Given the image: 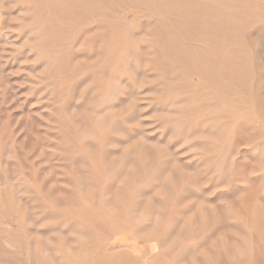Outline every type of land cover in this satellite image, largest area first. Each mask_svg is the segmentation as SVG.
Returning a JSON list of instances; mask_svg holds the SVG:
<instances>
[{"label":"rangeland","instance_id":"374dc122","mask_svg":"<svg viewBox=\"0 0 264 264\" xmlns=\"http://www.w3.org/2000/svg\"><path fill=\"white\" fill-rule=\"evenodd\" d=\"M158 1L33 0L46 26L38 46L26 40L33 14L19 11L31 1L0 0V264H264V0ZM93 9L111 19L91 22ZM167 21L179 36L193 35L195 22L243 34L241 46L186 43L246 56L248 93L212 92L215 71H175L160 51ZM41 45L54 54L37 56ZM113 67L123 70L118 80ZM172 97L195 100L213 118L177 128L194 105L179 118ZM219 100L231 109L217 111Z\"/></svg>","mask_w":264,"mask_h":264},{"label":"bare ground","instance_id":"6f19581e","mask_svg":"<svg viewBox=\"0 0 264 264\" xmlns=\"http://www.w3.org/2000/svg\"><path fill=\"white\" fill-rule=\"evenodd\" d=\"M31 1V5H29L26 9H20L19 11H22V12H24L25 10H26V13H28V14H33V15H31V19H29V21H31V22H33V27H32V29H31V33H32V35H34V37H29V35H27V34H25V35H27L26 36V40H30L31 39V41H33L35 44H37L38 46L41 44V42L43 41V40H45L47 37H46V35H45V33H44V31H45V29H46V26H45V24H44V22L43 21H37V13H38V11H40V8L38 7V5H37V3L36 2H33V0H30ZM46 1V0H45ZM100 1V0H99ZM158 1V0H157ZM187 1H189V0H187ZM254 1V0H253ZM257 1V0H256ZM255 1V2H256ZM40 2V1H39ZM43 2V1H42ZM112 2V1H111ZM124 2V1H123ZM137 2V1H136ZM153 2V1H152ZM155 2V1H154ZM221 2V1H220ZM226 2H228V1H226ZM234 2V1H233ZM243 2V1H242ZM115 3V2H114ZM139 3V2H138ZM137 3V4H138ZM190 3V2H189ZM189 3H188V5H189ZM225 3V2H224ZM252 3V2H251ZM9 4H10V2H9ZM96 4V3H95ZM127 4V3H126ZM158 4H159V1H158ZM223 4V3H222ZM226 4V3H225ZM250 4V3H249ZM257 4V3H256ZM40 5H42V4H40ZM99 5V4H98ZM102 5V4H101ZM101 5H99V6H101ZM142 5V4H141ZM153 5H154V3H153ZM252 5H253V3H252ZM44 6H45V4H44ZM62 6V5H61ZM106 6V5H105ZM155 6V5H154ZM236 6V5H235ZM240 6V5H239ZM246 6V5H245ZM245 6H244V8H245ZM255 6V5H254ZM42 7H43V5H42ZM46 7V6H45ZM80 7V6H79ZM87 7H88V5H87ZM112 7V6H111ZM117 7V5L115 6V8ZM119 7V6H118ZM139 7H140V5H139ZM152 7V6H151ZM158 7H160V5L158 6ZM192 7V6H191ZM243 7V6H242ZM249 7V6H248ZM48 8V7H47ZM144 8V7H143ZM148 8V7H147ZM241 8V7H240ZM243 8V9H244ZM61 9V8H60ZM84 9V8H83ZM153 9V8H152ZM159 9V8H158ZM193 9V8H192ZM252 9V8H251ZM254 9V8H253ZM46 10V9H45ZM86 10V9H85ZM84 10V11H85ZM106 10V9H105ZM119 10H121V9H119ZM124 10V9H123ZM140 10H142V9H140ZM146 10V9H145ZM157 10V9H156ZM18 11V10H17ZM18 11V12H19ZM58 11V10H57ZM62 11V10H61ZM122 11V10H121ZM137 11V10H136ZM143 11V10H142ZM163 11L165 12L166 10L165 9H163ZM162 11V12H163ZM43 12H44V10H43ZM46 13H49V14H53L50 10H48V11H45ZM78 12V11H77ZM106 12H107V10H106ZM106 12H104V11H96L95 9H93V11H92V13H91V15H90V21L91 22H93V23H99V24H102L103 22H105L106 20H110L111 19V16H109ZM114 12V11H113ZM125 12V11H124ZM8 13V12H7ZM16 13V12H15ZM56 13V12H55ZM142 13V12H141ZM158 13V12H157ZM5 14H6V12H5ZM80 14V13H79ZM123 14V13H122ZM156 14V13H155ZM168 14V13H167ZM14 15H16V14H14ZM42 15V14H41ZM134 15V14H133ZM147 15V14H146ZM163 15V14H162ZM174 15V14H173ZM55 16H57V15H55ZM82 16V15H81ZM115 16V15H114ZM120 16V15H119ZM77 17V16H76ZM80 17V16H79ZM83 17V16H82ZM126 17V16H125ZM130 17V16H129ZM166 17H169V16H166ZM22 18V17H21ZM59 18V17H58ZM75 18V17H74ZM114 18V17H113ZM112 18V19H113ZM127 18V17H126ZM151 18V17H150ZM170 18V17H169ZM180 18V17H179ZM52 19V18H51ZM78 19V18H77ZM130 19V18H129ZM137 19H138V17H137ZM185 19V18H184ZM183 19V21L186 23V25H188V23L187 22H189L188 20H184ZM189 19H191V18H189ZM196 19V18H195ZM20 19H18V21H19ZM140 20V19H139ZM170 20V19H169ZM181 20V19H180ZM179 20V21H180ZM60 20H58V22H59ZM65 21V20H64ZM69 21V20H68ZM79 22H80V20H78ZM131 21H132V19H131ZM146 21V20H145ZM201 21V20H200ZM24 22V21H23ZM65 22H67V21H65ZM86 22V21H85ZM108 22V21H107ZM126 22V21H125ZM137 22H139V21H137ZM153 22H155V21H153ZM194 22V21H193ZM197 22H198V20H197ZM197 22H195L194 24H193V26H192V28H193V31H194V34L193 35H190V34H187V32L185 33V31H184V33H182L183 35L182 36H179L178 34H176L175 32H173L172 31V26H175V22L173 21V22H170V24L168 23V21H167V25H165L164 27H162L161 28V40H162V44H163V46H162V48H161V52H162V55L164 56V58L166 59V60H173L176 64H177V67H175L174 69H175V71H178V70H180V69H183V70H186L187 72H188V70H192V71H198V72H207V71H210V72H213V71H215L216 73H210L211 75H212V78H214V79H216L217 80V82L216 83H214V84H211L210 86H213V90H212V92L214 91V93H220V94H233V95H235V94H243V93H248L247 91H246V89H247V87H248V82H243V80L244 79H246V80H248L249 79V76H250V68H249V65H248V58L246 57V56H244L242 53H239V52H237L236 50H230V52H228V53H233V56L232 57H230L229 55H227L228 53H225L224 51H222L221 49L220 50H218V52L217 51H209V55H206V54H204L203 52H204V50L203 51H199V50H189L187 47H188V45H190V44H188V43H186V41H191V42H196V44H198V43H203V39L202 38H205L204 39V41L206 40L207 42H209V41H211L210 43H212V45L214 46V45H218V44H222L224 47H226V46H241V45H243L242 44V42H243V40L244 39H246V37L243 35V34H241L240 32H236V30H233V29H227V28H215V29H208V28H206V32H203V31H201L198 27H201L202 25H201V23H197ZM9 23V22H8ZM71 23H73V21L71 22ZM70 23V24H71ZM75 23V22H74ZM150 23H151V21H150ZM189 23H191V22H189ZM6 24H7V22H6ZM50 25H51V23H49ZM62 24V23H61ZM89 24V23H88ZM110 24V23H109ZM132 24H133V22H132ZM184 24V23H183ZM1 25V24H0ZM18 25V24H17ZM16 25V26H17ZM58 25V24H57ZM64 25V24H63ZM65 25H66V23H65ZM64 25V26H65ZM146 25H147V22H146ZM158 25V24H157ZM163 25V24H162ZM180 25V27H182L181 26V24H179ZM204 25V24H203ZM11 26V25H10ZM15 26V27H16ZM19 26V25H18ZM56 26V25H55ZM59 26V25H58ZM81 26V25H80ZM148 26V25H147ZM6 27H7V25H6ZM5 27V28H6ZM12 27H14V26H12ZM62 27V26H61ZM60 27V28H61ZM71 28H72V26H70ZM101 27V26H100ZM103 27H105V25L103 26ZM110 27V26H109ZM145 27V26H144ZM183 27H184V25H183ZM203 27H205V26H203ZM210 27V26H209ZM57 28V27H56ZM59 28V27H58ZM57 28V29H58ZM75 28H77V27H75ZM112 28V27H111ZM132 28H133V26H132ZM9 29V28H8ZM53 29V28H52ZM57 29H55V30H57ZM70 29V28H69ZM68 29V30H69ZM104 29V28H103ZM102 29V30H103ZM116 29V28H115ZM183 28H181V30H182ZM2 30V29H1ZM66 31H68L67 29H65ZM158 30H159V28H158ZM173 30H175V29H173ZM184 30V29H183ZM240 30V29H239ZM261 30V29H260ZM106 31V30H105ZM119 31V30H118ZM120 31H122V30H120ZM180 31V30H179ZM187 31V30H186ZM238 31V30H237ZM53 32H55V31H53ZM60 32V31H59ZM93 32V31H92ZM91 32V33H92ZM160 32V31H159ZM255 32H257V30L255 31ZM260 32V31H259ZM67 33V32H66ZM70 33V32H69ZM91 33H89V34H91ZM116 33H118V32H116ZM156 33H158V31H156ZM180 33V32H179ZM189 33V32H188ZM56 34V33H55ZM71 34V33H70ZM74 34V33H73ZM112 34V33H111ZM119 35H121L120 33H118ZM123 34H125V33H123ZM122 34V35H123ZM142 34V33H141ZM199 34V35H198ZM203 34H205V35H203ZM207 34H208V36H207ZM5 35V34H4ZM57 35V34H56ZM63 35H64V32H63ZM63 35H61V36H63ZM102 35H104V34H102ZM106 35V34H105ZM104 35V36H105ZM117 35V34H116ZM121 35V36H122ZM14 36V35H13ZM16 36V35H15ZM58 36H59V34H58ZM60 36V37H61ZM66 36V35H65ZM68 36V35H67ZM136 36V35H135ZM159 36V35H158ZM212 36H213V39H212ZM215 36V37H214ZM70 37V36H69ZM137 37H138V35H137ZM254 37V36H253ZM11 38H13V37H11ZM15 38V37H14ZM51 38V37H50ZM54 38V36H52V38L50 39V40H52ZM58 37L56 36V39H57ZM65 38V37H64ZM70 38H72V37H70ZM70 38H69V41H70ZM111 38V37H110ZM130 38V37H129ZM10 39V38H9ZM8 39V40H9ZM107 39V38H106ZM109 39V38H108ZM256 39V38H255ZM55 40V39H54ZM61 40H62V37H61ZM209 40V41H208ZM263 40H264V38H263ZM262 40V41H263ZM63 41V40H62ZM69 41H67V42H69ZM108 41V40H107ZM120 41V40H119ZM125 41V40H124ZM259 41H260V39H259ZM17 42H19V41H17ZM55 42V41H54ZM58 42H59V40H58ZM57 42V43H58ZM61 42V41H60ZM83 42H86V41H83ZM135 42V41H134ZM136 42H137V39H136ZM8 43H10V42H8ZM11 43H12V41H11ZM14 43H16V42H14ZM20 43V42H19ZM50 43V42H49ZM52 43V42H51ZM110 43V42H109ZM140 43V42H139ZM209 43V44H210ZM263 43H264V41H263ZM1 44H2V41H1ZM16 44H18V43H16ZM23 44V43H22ZM44 44V43H43ZM55 44V43H54ZM62 44V43H61ZM84 44V43H83ZM125 44H126V41H125ZM141 44V43H140ZM3 45V44H2ZM63 45V44H62ZM115 45V44H114ZM142 45V44H141ZM211 44H210V46H212ZM5 46V45H4ZM66 46V45H65ZM76 46H78V45H76ZM100 46H101V44H100ZM99 46V47H100ZM103 46H105V45H103ZM120 46V45H119ZM140 46V45H139ZM138 46V47H139ZM198 46V45H197ZM37 47V46H36ZM51 47H53L52 45H51ZM62 47V46H61ZM116 47V46H115ZM129 47V46H128ZM146 47V46H145ZM208 47V46H207ZM50 48V47H49ZM56 48V47H55ZM140 48V47H139ZM211 48V47H210ZM30 49V48H29ZM69 49V48H68ZM107 49V48H106ZM110 49V48H109ZM109 49H107V50H109ZM128 49V48H127ZM135 49H137L136 47H135ZM141 49V48H140ZM139 49V50H140ZM196 49H197V47H196ZM132 50V49H131ZM13 51V50H12ZM34 51H36V54H37V56H39V57H42V56H44L45 54H54V49L53 48H51L50 50H48V49H45L44 47H42V45L40 46V47H38L37 49H34ZM141 51V50H140ZM143 51V50H142ZM146 51V50H145ZM55 52H56V50H55ZM107 52V51H106ZM65 53V52H64ZM98 53H99V51H98ZM111 53H113V52H111ZM115 53H117V52H115ZM144 53V52H143ZM146 53V52H145ZM119 54V53H118ZM122 54V53H121ZM57 55V54H56ZM100 55V54H99ZM128 55V54H127ZM135 55V54H134ZM133 55V56H134ZM1 56V55H0ZM10 56V55H9ZM113 56V55H112ZM116 56V55H115ZM53 57H55V56H53ZM105 57H107V56H105ZM3 58V57H2ZM118 58V57H117ZM120 58H122V60H126V61H128L127 59H128V57L127 56H125V54H123ZM23 59V58H22ZM32 59V58H31ZM63 59H64V57H63ZM62 59V60H63ZM14 60V59H13ZM88 60V59H87ZM91 60V59H90ZM119 60V59H118ZM250 60V59H249ZM34 61V60H33ZM55 61V60H54ZM104 61V60H103ZM102 61V62H103ZM20 62H21V60H20ZM19 62V63H20ZM60 62V61H59ZM110 62V61H109ZM129 62V61H128ZM255 61H253L252 63H254ZM61 63V62H60ZM116 63H118V62H116ZM55 64V63H54ZM69 64V63H68ZM143 64H144V62H143ZM108 65V64H107ZM119 65V64H118ZM253 65V64H252ZM48 66H49V64H48ZM52 66H53V64H52ZM62 66V65H61ZM2 67H4V66H2ZM24 67V66H23ZM60 67V66H59ZM97 67H98V65H97ZM167 66H165V68H166ZM22 68V67H21ZM103 68H105V67H103ZM156 68V67H155ZM107 69V68H106ZM157 69V68H156ZM11 70V69H10ZM18 70V69H17ZM16 70V71H17ZM28 70V69H27ZM59 70H60V68H59ZM135 70V69H134ZM158 70V69H157ZM166 70H168V69H166ZM182 70V71H183ZM13 71V70H12ZM41 71V70H40ZM58 71V70H57ZM104 70H101V72H103ZM122 69L120 68V67H113V68H111V72H112V76H111V79L113 80V78H117V77H122ZM145 71H146V67H145ZM10 72V71H9ZM8 72V73H9ZM59 73H60V71H58ZM92 72V71H91ZM172 72H174V71H172ZM191 72V71H190ZM36 73V72H35ZM93 73V72H92ZM142 73V72H141ZM183 73V72H182ZM47 74V73H46ZM53 74V73H52ZM170 74V73H169ZM95 75H96V73H95ZM188 75V74H187ZM191 75V74H190ZM210 75V76H211ZM55 76H57V74L55 75ZM59 76V75H58ZM106 76H108V74L106 75ZM145 76V75H144ZM146 76H148V75H146ZM163 76H164V74H163ZM194 76V75H193ZM94 77H96V76H94ZM149 77V76H148ZM156 77V76H155ZM255 77H256V75H255ZM55 78V77H54ZM58 78V77H57ZM62 78V77H61ZM106 78V77H105ZM193 78V77H192ZM254 78V77H253ZM120 79V78H119ZM185 79V78H184ZM117 80H118V78H117ZM180 80V79H179ZM101 81H103V80H101ZM178 81V80H177ZM187 81H188V79H187ZM34 82V81H33ZM58 82H60V81H58ZM62 82V81H61ZM254 82V81H253ZM28 83V82H27ZM53 83V82H52ZM114 83V82H113ZM178 83V82H177ZM193 83V82H192ZM192 83H190V85L192 84ZM255 83V82H254ZM21 84V83H20ZM41 84V83H40ZM54 84V83H53ZM61 84V83H60ZM120 84H122V83H120ZM160 84V83H159ZM195 84V83H194ZM258 84V83H257ZM24 85V84H23ZM199 85V84H198ZM254 85V84H253ZM261 85V84H260ZM60 86V85H59ZM107 86H109V85H107ZM115 86V85H114ZM121 86V85H120ZM258 86V85H257ZM257 86H256V88H257ZM8 87V86H7ZM48 87H49V85H48ZM110 87V86H109ZM43 88V87H42ZM115 88L116 87H114V89H110V92L112 91V94H114L115 93ZM253 88V87H252ZM255 88V87H254ZM4 89V88H3ZM34 89V88H33ZM117 89V88H116ZM159 89V88H158ZM157 89V90H158ZM103 90V89H102ZM102 90H101V92H102ZM165 90V89H164ZM43 91V90H42ZM41 91V92H42ZM45 91V90H44ZM139 91V90H138ZM254 91V93H256L255 91V89L253 90ZM20 93V92H19ZM18 93V94H19ZM22 93V92H21ZM133 93V92H132ZM165 93H167V92H165L164 91V94ZM17 94V95H18ZM23 94V93H22ZM39 94V93H38ZM111 94V93H110ZM16 95V94H15ZM116 95V94H115ZM215 95V94H214ZM95 96V95H94ZM108 96L109 95H105L104 94V99H108ZM134 96V95H133ZM222 97H223V95H221ZM221 96H220V98H221ZM264 96V95H263ZM13 97V96H12ZM46 97V96H45ZM48 97V96H47ZM46 97V98H47ZM112 97V96H111ZM111 97H109L110 98V100H111ZM119 97V96H118ZM191 97V96H190ZM62 98V97H61ZM79 98H81V96L79 97ZM133 98V97H132ZM131 98V99H132ZM44 99V98H43ZM54 99V98H53ZM103 99V98H102ZM190 99V98H189ZM38 100V99H37ZM49 100V99H48ZM129 100V99H128ZM96 101V100H95ZM95 101H94V103H95ZM205 101V100H204ZM204 101H203V103H204ZM217 101V100H216ZM230 101H231V99H230ZM58 102H60V101H58ZM99 102H101V101H99ZM124 102V101H123ZM169 102H170V105H172V106H180L181 108H179L177 111H175V112H173L176 116H178L179 118H181V117H183V116H185V113H186V111L188 110V109H190V108H192L193 107V105H194V110H193V112H194V114H190V115H187V118H186V121L185 120H176L175 122H173L174 123V125H177V128H181L182 127V124H186V125H188V126H192V125H197V124H200V123H205L206 122V120L205 119H207V118H213V116L212 115H210L209 117L205 114V113H203V108H202V106H201V104H198V105H196V101L195 100H188V99H179V97H172V98H170L169 99ZM235 102V101H234ZM240 102V101H239ZM93 103V102H92ZM91 103V104H92ZM97 104H99V103H97ZM240 104V103H239ZM101 105V104H100ZM106 106V105H105ZM12 107V106H11ZM10 107V108H11ZM78 107V106H77ZM111 107V106H110ZM121 107V106H120ZM158 107V106H157ZM169 107V106H168ZM248 107V106H247ZM49 108V107H48ZM79 109H80V107H78ZM89 108V107H88ZM107 108H109V107H107ZM113 108H115V107H112V109ZM161 108V107H160ZM236 108H237V106H236ZM91 109V108H90ZM92 109H93V107H92ZM111 109V108H110ZM168 110H169V108H167ZM229 109H231V102H228L227 100H219L218 101V108L216 109L217 111H222V112H225V111H223V110H229ZM55 110V109H54ZM83 110V109H82ZM81 110V111H82ZM86 110V109H85ZM163 110V109H162ZM93 110H91V112H92ZM165 111V110H164ZM220 111V112H221ZM170 112H172V111H170ZM221 112V113H222ZM106 113V112H105ZM95 114H97V111L95 112ZM100 114H102V113H100ZM18 115H19V113H18ZM17 115V116H18ZM235 115V114H234ZM223 116V115H222ZM106 119V118H105ZM112 119V118H111ZM115 119V118H114ZM173 119V118H172ZM184 119V118H183ZM218 119H219V117H218ZM174 120V119H173ZM221 120V119H220ZM219 120V121H220ZM253 120V119H252ZM118 121V120H117ZM117 121H115V122H117ZM16 122V121H15ZM91 122V121H90ZM108 122V121H107ZM92 123V122H91ZM234 123V122H233ZM82 124V123H81ZM109 124V123H108ZM236 124V123H235ZM102 125V124H101ZM170 125V124H169ZM223 125V124H222ZM172 126V125H171ZM215 126V125H214ZM232 126L233 125H231V128H232ZM261 126V125H260ZM174 128V127H173ZM173 128H170V129H173ZM115 129H116V127H115ZM259 129V128H258ZM89 130V129H88ZM226 130H228V133L230 134V130L229 129H226ZM84 131V130H83ZM82 131V132H83ZM213 131V130H212ZM87 132V131H86ZM95 132V131H94ZM183 133H184V131H182ZM196 132H198V130L196 131ZM227 132V131H226ZM95 133H97V131L95 132ZM99 133V132H98ZM223 133V132H222ZM175 134H177V133H175ZM182 134V133H181ZM186 135V134H185ZM224 135V134H223ZM234 135V134H233ZM255 135V134H254ZM84 136H86V137H90V134L89 133H85V135ZM23 137V136H22ZM146 137V136H145ZM200 137V136H199ZM32 139V138H31ZM76 139V138H75ZM78 139V138H77ZM161 139V138H160ZM183 139V138H182ZM82 140V139H81ZM150 140V139H149ZM184 140V139H183ZM108 141V140H107ZM175 141L177 142V140L175 139ZM100 142V141H99ZM149 142V141H148ZM178 142H180V141H178ZM197 142H199V141H196V143ZM210 142V141H209ZM109 143V142H108ZM181 143V142H180ZM195 143V142H194ZM202 143V142H201ZM203 143H204V141H203ZM88 144H90V143H88ZM147 144H149V143H147ZM169 144H171V143H169ZM169 144H168V146H169ZM10 145V144H9ZM98 145V144H97ZM106 145V144H105ZM104 145V146H105ZM199 145V144H198ZM92 146H93V144H92ZM100 146V145H99ZM221 146V145H220ZM174 147H175V145H174ZM193 147V146H192ZM222 147V146H221ZM171 149V148H170ZM225 149H223V151H224ZM258 150V149H257ZM41 151V150H40ZM41 153V152H40ZM176 153V152H175ZM140 154V153H139ZM177 154V153H176ZM201 154H203V153H201ZM205 154V153H204ZM207 154V153H206ZM258 154V153H257ZM25 155H27V154H25ZM37 156V155H36ZM35 156V157H36ZM222 156V155H221ZM220 156V157H221ZM41 157V156H40ZM91 157V156H90ZM210 157V156H209ZM216 157V156H215ZM138 159H140V158H138ZM210 159V158H209ZM219 159V158H218ZM141 160V159H140ZM139 160V161H140ZM179 160V159H178ZM206 160V159H205ZM222 160V159H221ZM39 161V160H38ZM35 162V161H34ZM221 162V161H220ZM223 162V161H222ZM221 162V163H222ZM8 163V162H7ZM176 163H178V162H176ZM204 164V163H203ZM101 165V164H100ZM142 165V164H141ZM141 165H140V163H139V166L141 167ZM200 165H201V163H200ZM205 165V164H204ZM220 165H222V164H220ZM13 166V165H12ZM28 166V165H27ZM29 166H31L32 167V165H29ZM28 166V167H29ZM191 166V165H190ZM6 167V166H5ZM124 167V166H123ZM33 168V167H32ZM97 168V167H96ZM29 169V168H28ZM147 169V168H146ZM161 169V168H160ZM191 169H192V167H191ZM34 170V169H33ZM159 170V169H158ZM158 170H157V172H158ZM35 171V170H34ZM1 172H2V170H1ZM0 172V173H1ZM156 172V173H157ZM37 173V172H36ZM252 173V172H251ZM31 174V173H30ZM28 175V174H27ZM217 175H219V174H217ZM216 175V176H217ZM7 176V175H6ZM19 176H20V174H19ZM34 176V175H33ZM32 176V177H33ZM35 176H37V175H35ZM148 176H149V174H148ZM5 177V176H4ZM146 177H147V175H146ZM158 177V176H157ZM6 178V177H5ZM4 178V179H5ZM15 178V177H14ZM35 178V177H34ZM230 178V177H229ZM85 179V178H84ZM22 180V179H21ZM25 181V180H24ZM56 181V180H55ZM69 181V180H68ZM71 181V180H70ZM129 181V180H128ZM137 181V180H136ZM164 181H165V179H164ZM15 182V181H14ZM29 182V181H28ZM36 182V181H35ZM138 182V181H137ZM25 183H27V181L25 182ZM131 183V182H130ZM16 184V183H15ZM42 184V183H41ZM68 184V183H67ZM21 185H23V184H21ZM34 185V184H33ZM40 185V184H39ZM17 186V185H16ZM31 186V185H30ZM41 186V185H40ZM19 187V186H18ZM32 187V186H31ZM2 188V187H1ZM37 189V188H36ZM35 189V190H36ZM46 189H47V187H46ZM170 189V188H169ZM4 190V189H3ZM38 190V189H37ZM140 190V189H139ZM146 190V189H145ZM47 191V190H46ZM76 191V190H75ZM153 191V190H152ZM166 191V190H165ZM2 192V191H1ZM27 192V191H26ZM31 192V191H30ZM34 192V191H33ZM36 192V191H35ZM34 192V193H35ZM148 192V191H147ZM155 192V191H154ZM170 192V191H169ZM28 193V192H27ZM41 193V192H40ZM12 194V193H11ZM44 194V193H43ZM58 194V193H57ZM90 194V193H89ZM9 195V194H8ZM26 195H28V194H26ZM29 195H30V193H29ZM74 195V194H73ZM261 195V194H260ZM4 196H6V195H4ZM12 196V195H11ZM40 196V195H39ZM152 196V195H151ZM1 197V196H0ZM3 197V196H2ZM19 198H20V196H18ZM22 197V196H21ZM52 197V196H51ZM69 197V196H68ZM87 197V196H86ZM6 198V197H5ZM264 198V197H263ZM13 199V198H12ZM41 199V198H40ZM53 199V198H52ZM76 199V198H75ZM87 199V198H86ZM5 200V199H4ZM23 200V199H22ZM78 200V199H77ZM88 200V199H87ZM86 200V202H88ZM13 201V200H12ZM55 201V200H54ZM4 202V201H3ZM9 202V201H8ZM13 203V202H12ZM2 204V203H1ZM8 204V203H7ZM56 204V203H55ZM69 204V203H68ZM3 205H5V204H2V206ZM10 205V204H9ZM13 206V205H12ZM15 206V205H14ZM68 206V205H67ZM40 207V206H39ZM50 207V206H49ZM14 208V207H13ZM41 208V207H40ZM85 209H87V208H85ZM1 210V209H0ZM5 210V209H4ZM68 210H69V208H68ZM23 211V210H22ZM22 211H21V213L20 214H23L22 213ZM86 211V210H85ZM3 212V211H2ZM20 212V211H19ZM69 212V211H68ZM71 213H72V211H70ZM8 213H9V210H8ZM17 213V212H16ZM41 213V212H40ZM76 213V212H75ZM73 214V213H72ZM14 215V214H13ZM25 215V214H24ZM42 215V214H41ZM74 215V214H73ZM26 216V215H25ZM25 216H23V217H25ZM22 217V216H21ZM20 217V220L22 219V221H23V219H25V218H21ZM46 218H44V220H45ZM26 220V219H25ZM18 221V220H17ZM5 222V221H4ZM28 222V221H27ZM64 222H66V221H64ZM74 222H76V221H74ZM7 223V222H6ZM29 223V222H28ZM36 223H38L37 222V220H36ZM67 223V222H66ZM82 223V222H81ZM202 223V222H201ZM4 224V223H3ZM24 224H26V223H23V225ZM39 224V223H38ZM71 224V223H70ZM78 224V223H77ZM190 224V223H189ZM28 225V224H27ZM31 225V224H30ZM195 225V224H194ZM5 226V225H4ZM3 226V227H4ZM19 226V225H18ZM37 226V225H36ZM72 225H70L69 226V228L71 227ZM13 227V226H12ZM53 227V226H52ZM24 228H26V227H24ZM74 228V227H73ZM72 228V229H73ZM9 229V228H8ZM22 229H23V227H22ZM55 229V228H54ZM15 230V229H14ZM17 230V229H16ZM62 230H64V229H62ZM10 231H12V230H10ZM21 231V230H20ZM51 231H52V228H51ZM53 231H55V230H53ZM58 231H60V230H58ZM76 231V230H75ZM27 232V231H26ZM67 232V231H66ZM65 232V233H66ZM79 232V231H78ZM22 233V232H21ZM63 233V232H62ZM75 233V232H74ZM11 234V233H10ZM78 234H80V233H78ZM89 235V234H88ZM14 236V235H13ZM87 236V235H86ZM10 238H12V237H10ZM72 238V237H71ZM89 238V237H88ZM13 239V238H12ZM72 239H74V238H72ZM76 239H78V238H76ZM9 240V239H8ZM15 240H17V239H15ZM27 242V241H26ZM76 243V242H75ZM1 244L4 246V247H6V248H8L10 251H11V249H10V244H9V241H7V240H4L3 242H1ZM74 244V243H73ZM73 244H70V245H73ZM26 245V244H25ZM109 245V244H108ZM155 245V244H154ZM18 246V245H17ZM27 246V245H26ZM25 246V247H26ZM74 246H75V244H74ZM152 246V245H151ZM13 247H15V246H13ZM21 247V246H20ZM70 247V246H69ZM103 247V246H102ZM18 248V247H17ZM3 249V248H2ZM2 249H1V252H2ZM14 249V248H13ZM69 249H71V248H69ZM69 249H68V251H69ZM78 249V248H77ZM110 249V248H109ZM113 249V248H112ZM112 249H110V250H112ZM155 249V248H154ZM72 250V249H71ZM107 250V249H106ZM151 250H153V249H151ZM158 250V249H157ZM8 251V250H7ZM9 251V252H10ZM15 251V250H14ZM155 251V250H154ZM6 252V251H5ZM16 252V251H15ZM21 252V251H20ZM24 252H25V248H24ZM77 253H78V251H77ZM14 254V253H13ZM72 254V253H71ZM94 254V253H93ZM239 254H241V253H239ZM30 255V254H29ZM9 256H11V255H9ZM92 256V255H91ZM16 257H19V256H16ZM91 258V257H90ZM23 259V258H22ZM70 259V258H69ZM56 260V259H55ZM72 261V260H71ZM71 261H70V263H71ZM229 261V260H228ZM35 262H37V261H35ZM91 262V261H90ZM231 262V261H230ZM21 263V262H20ZM232 263V262H231ZM230 263V264H231ZM237 263V262H236ZM25 264H26V262H25ZM32 264V263H31ZM37 264V263H36ZM91 264V263H90ZM228 264V263H227Z\"/></svg>","mask_w":264,"mask_h":264}]
</instances>
